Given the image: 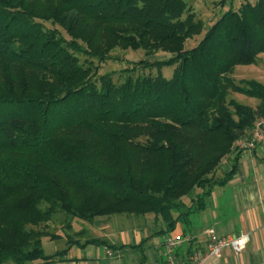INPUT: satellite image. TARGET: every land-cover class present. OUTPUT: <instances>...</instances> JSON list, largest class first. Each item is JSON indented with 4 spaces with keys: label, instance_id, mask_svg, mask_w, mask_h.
<instances>
[{
    "label": "trees",
    "instance_id": "16d2710c",
    "mask_svg": "<svg viewBox=\"0 0 264 264\" xmlns=\"http://www.w3.org/2000/svg\"><path fill=\"white\" fill-rule=\"evenodd\" d=\"M203 30L186 0H0V264L64 257L81 245L73 219L152 215L157 234H171L232 181L234 144L264 116V84L232 78L264 53V0L230 8ZM118 48L170 57L126 70L156 76L116 84L100 69ZM164 67L174 68L170 78ZM60 213L67 248L49 255L42 238H61L48 230Z\"/></svg>",
    "mask_w": 264,
    "mask_h": 264
},
{
    "label": "crops",
    "instance_id": "0c3cea01",
    "mask_svg": "<svg viewBox=\"0 0 264 264\" xmlns=\"http://www.w3.org/2000/svg\"><path fill=\"white\" fill-rule=\"evenodd\" d=\"M259 103L251 107L256 109ZM232 158L223 162L226 170ZM142 221L132 232L121 228L115 237L113 223L95 220L90 223V230L102 235L88 237L87 230L82 229V235L77 238L81 245L90 239H101L114 246L126 247L108 249L103 245L75 243L64 257L49 264H166L164 245L168 237L181 240L176 254L180 261H184L192 252L205 249L209 241L208 229H214L218 237L247 234L250 238L239 256H234L228 248L217 264H264V148L240 153L237 173L232 181L224 187H216L207 200L206 209L192 215L186 227L179 224L175 232L162 235L164 241L156 239L160 235L157 233L161 230V223H156L152 215ZM147 237L151 238L143 248L132 247ZM60 240L67 243L64 235Z\"/></svg>",
    "mask_w": 264,
    "mask_h": 264
},
{
    "label": "rangeland",
    "instance_id": "374dc122",
    "mask_svg": "<svg viewBox=\"0 0 264 264\" xmlns=\"http://www.w3.org/2000/svg\"><path fill=\"white\" fill-rule=\"evenodd\" d=\"M186 1L191 11L195 13L196 19L202 21L204 28L203 34H204L206 30H208L228 9L232 8L234 10H238V8L244 2L253 3L255 0H228L225 4L222 3V0H186ZM44 26L46 29H58L65 38L67 39L69 38L68 35L64 32V30L60 28L58 25H54L51 22H46L44 23ZM200 39L201 36H197L191 40H188L186 42V48L190 49L192 47H195ZM169 57L170 55L164 52H157L147 55V53L143 49L134 51L132 49L122 50L118 48L112 52L111 59L108 62H106L104 65H102L100 69V74L112 73L113 80L116 84L123 83L128 75H131L134 78L141 76H156L157 69L137 67L133 73H128L126 72V70L132 69L133 67L136 66L135 63L141 60H147L149 62H153L156 60H164ZM79 58L81 62L85 61V57L80 56ZM173 70H174L173 67H164L162 69V74L166 78H170L173 74ZM232 78L237 83L241 80H256L264 84V53L258 56L255 64L237 66L234 73L232 74ZM229 98H234L239 103L248 106H255L256 104L259 103L258 99H253L238 93H230ZM221 166L224 168V165ZM224 170L226 169L224 168ZM224 170L220 168V170L217 171L216 175L220 177L224 172ZM44 206L45 204H43V207ZM147 216L148 215L135 216V215L123 214V215H114L110 217H99L96 218V220L98 221L105 220L113 223V226L115 227H113L114 230L112 233H114L115 237H118L121 228L126 229L128 232L129 231L132 232L134 231L135 227L137 226L140 227L139 225H141L143 222L142 218H147ZM67 221L68 219L65 214L63 213L57 214L52 219V223L48 226V230L53 234H59L61 236L66 235L68 234L66 231ZM72 224H73V233L79 232L82 229H86L88 237H99L98 235H102L100 233H94L92 229L90 230V222L88 221H84L81 219H73ZM40 228L45 230L44 224ZM70 234L73 235L72 233ZM156 239L159 241H164L165 237L159 235L156 236ZM42 244L45 253L49 255L57 251H61L66 247L65 240H60V239L53 240L48 237L42 238ZM140 253H141L140 251L139 252L137 251V254L141 255Z\"/></svg>",
    "mask_w": 264,
    "mask_h": 264
},
{
    "label": "built area",
    "instance_id": "2783aa9c",
    "mask_svg": "<svg viewBox=\"0 0 264 264\" xmlns=\"http://www.w3.org/2000/svg\"><path fill=\"white\" fill-rule=\"evenodd\" d=\"M259 147L264 148V116L255 122L248 135L236 140L234 144L237 153L253 151ZM206 234L209 241L205 249L192 252L184 261H180L176 254L181 240L168 237L164 245L166 264H217L224 250L229 248L234 256H239L250 240L247 234L218 237L214 229H208Z\"/></svg>",
    "mask_w": 264,
    "mask_h": 264
}]
</instances>
